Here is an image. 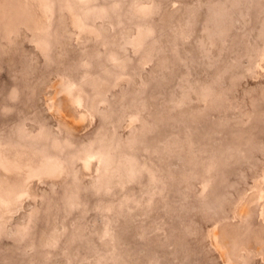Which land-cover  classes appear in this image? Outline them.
Wrapping results in <instances>:
<instances>
[{
	"label": "rangeland",
	"instance_id": "obj_1",
	"mask_svg": "<svg viewBox=\"0 0 264 264\" xmlns=\"http://www.w3.org/2000/svg\"><path fill=\"white\" fill-rule=\"evenodd\" d=\"M0 264H264V0H0Z\"/></svg>",
	"mask_w": 264,
	"mask_h": 264
}]
</instances>
